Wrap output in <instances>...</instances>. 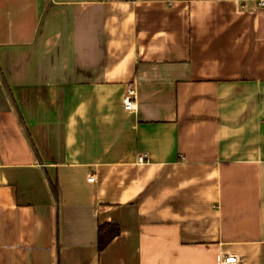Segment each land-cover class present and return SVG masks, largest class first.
<instances>
[{"label": "crops", "instance_id": "obj_1", "mask_svg": "<svg viewBox=\"0 0 264 264\" xmlns=\"http://www.w3.org/2000/svg\"><path fill=\"white\" fill-rule=\"evenodd\" d=\"M257 1L0 0V264H264Z\"/></svg>", "mask_w": 264, "mask_h": 264}, {"label": "built area", "instance_id": "obj_2", "mask_svg": "<svg viewBox=\"0 0 264 264\" xmlns=\"http://www.w3.org/2000/svg\"><path fill=\"white\" fill-rule=\"evenodd\" d=\"M258 6H264V0H258L257 1ZM121 102L123 104V108L127 112H134L136 108V90L132 86L126 87L124 93L121 95ZM147 161V154L145 152L139 153L136 156V162L137 163H143ZM93 180V175L89 176L87 181H92ZM221 263L222 264H236L237 262L240 261L238 256L233 255V254H228V253H222V258H221Z\"/></svg>", "mask_w": 264, "mask_h": 264}, {"label": "trees", "instance_id": "obj_3", "mask_svg": "<svg viewBox=\"0 0 264 264\" xmlns=\"http://www.w3.org/2000/svg\"><path fill=\"white\" fill-rule=\"evenodd\" d=\"M97 247L99 250H103L105 246L117 236L119 231V226L113 222H106L104 224H100L97 227Z\"/></svg>", "mask_w": 264, "mask_h": 264}]
</instances>
